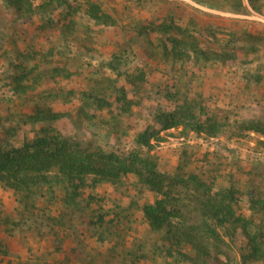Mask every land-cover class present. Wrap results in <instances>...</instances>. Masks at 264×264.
<instances>
[{
  "label": "rangeland",
  "instance_id": "1",
  "mask_svg": "<svg viewBox=\"0 0 264 264\" xmlns=\"http://www.w3.org/2000/svg\"><path fill=\"white\" fill-rule=\"evenodd\" d=\"M66 1L20 0L17 11L0 0L1 147H21L46 129L74 150L137 149L167 177L206 159L222 173L228 157L239 167L238 187L263 183L260 136L236 135L239 123L264 125V0ZM91 5L99 20L87 13ZM185 106L195 116L227 115L229 124L214 139L181 125L174 140L137 147L140 133H171L164 127L172 120L185 125ZM44 109L61 116L34 122ZM23 194L0 183V264H264L241 260L236 225H221V241L209 238L198 202L180 187L159 194L134 175L71 185L48 175L27 193L29 209ZM146 205L164 209L170 233L150 225ZM189 224L195 237L184 232Z\"/></svg>",
  "mask_w": 264,
  "mask_h": 264
},
{
  "label": "trees",
  "instance_id": "2",
  "mask_svg": "<svg viewBox=\"0 0 264 264\" xmlns=\"http://www.w3.org/2000/svg\"><path fill=\"white\" fill-rule=\"evenodd\" d=\"M8 1L15 10H22L20 0ZM61 1L67 2L66 0ZM70 11V6H68L67 13ZM96 12L97 7L95 5H91L90 10L87 11L92 18L99 20L100 17L96 16ZM191 50L196 54L199 53L193 48ZM200 55H204V53ZM14 80L16 83L14 90L21 91V78ZM87 100L97 106L105 104L97 95L89 94ZM191 110L192 108L189 106H185L184 109L181 108V115L185 114L187 117V120H183L187 122L185 125L182 121H169L164 129L170 130L171 133L165 132L161 136L160 131H154L150 134L143 132L133 139L135 144L138 148L149 151L162 141L174 140L176 137L172 131L181 125L183 127L188 126L202 140L214 139L218 135L220 126H228L229 124L227 115H223L224 118L221 119L214 112L208 115L203 112V109H200L195 116ZM60 116L61 114L58 112L44 109L35 111L32 118L34 122L47 123L59 119ZM238 126L237 138L244 136L246 131H252L261 138L258 139L257 143L264 146V141H261L264 139V125L261 120H249L245 123H239ZM49 133L50 130L43 129L42 136L21 147L0 146V183L15 192L21 190V194L24 193V203H26V199L30 201L27 193L32 190V187L45 180L48 175H57L69 185L75 182L84 184L87 179L94 181V183L104 181L115 183L121 177L134 175L159 194L170 193L171 190L180 187L188 197L198 202V209L203 219V231L209 238L221 241V239L228 237L218 230L221 225L224 223L236 225L240 229V240L243 243V246L240 247L241 260L244 263H264V177L260 186L253 187L251 181H245L243 183L245 185L248 183L249 186L247 185L243 189L238 187L236 171L239 167H237L236 162H232L228 157H224L228 171L222 173H218L220 165L217 162H210L206 159L205 163L196 170L184 172V166H181L177 169L179 173L167 177L155 170L150 155L142 154L137 149L126 154H118L117 151H107L99 147L93 151L79 148L74 150L69 148L64 140H59ZM228 136L230 138L232 135ZM186 152L184 151V155ZM221 169L223 170V168ZM245 174L246 176L251 175L250 173ZM218 179L227 181V187L215 188L214 183ZM68 197L70 201L74 200V196L69 195ZM29 204L25 206L26 209L31 208ZM241 209L244 211H239ZM143 213L151 226L157 229L165 228L169 233L172 231L171 221H168L170 216L164 214V209L146 205L143 207ZM195 228L189 224L185 227L184 232L195 237L191 233V230ZM229 238L232 243L237 242L236 239Z\"/></svg>",
  "mask_w": 264,
  "mask_h": 264
}]
</instances>
